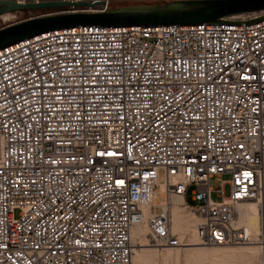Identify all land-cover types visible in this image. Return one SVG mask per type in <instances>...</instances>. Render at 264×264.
Segmentation results:
<instances>
[{
	"label": "built area",
	"instance_id": "built-area-1",
	"mask_svg": "<svg viewBox=\"0 0 264 264\" xmlns=\"http://www.w3.org/2000/svg\"><path fill=\"white\" fill-rule=\"evenodd\" d=\"M157 195L182 198L197 244L254 243L264 264V19L78 26L0 50V264H131L145 222L151 242L179 247L168 214L143 210Z\"/></svg>",
	"mask_w": 264,
	"mask_h": 264
},
{
	"label": "water",
	"instance_id": "water-1",
	"mask_svg": "<svg viewBox=\"0 0 264 264\" xmlns=\"http://www.w3.org/2000/svg\"><path fill=\"white\" fill-rule=\"evenodd\" d=\"M97 3L85 1L36 2L19 4L0 0V20L27 12L28 17L0 27V50L24 39L55 30L78 26L167 27L233 24L250 25L264 19V0H174L162 4H136L109 8L103 12H84ZM66 8H70L69 10ZM43 11L36 16L34 12ZM260 15L250 18L240 16Z\"/></svg>",
	"mask_w": 264,
	"mask_h": 264
},
{
	"label": "bare ground",
	"instance_id": "bare-ground-1",
	"mask_svg": "<svg viewBox=\"0 0 264 264\" xmlns=\"http://www.w3.org/2000/svg\"><path fill=\"white\" fill-rule=\"evenodd\" d=\"M162 198L168 199L167 196L161 195ZM182 198L178 195L172 196L168 199V202L162 203L159 213H167L169 210V221H170V233L175 234L178 237H184L183 243L180 246L185 247L183 250L185 255L191 256L193 263L192 264H216V261L220 260L219 257H215L214 253H223L224 247H219L220 251H209V249L197 248L198 244L195 243L196 239H191L190 237L194 236L193 233V223L195 221V217L190 214V217H183L180 213L182 206ZM168 203L171 204V207L168 208ZM157 206L155 205V201H153L151 206H143V210L150 214L149 218L153 214L152 210L155 209ZM168 214V213H167ZM240 221L245 223L248 227V230L251 235V240L254 242L258 235V214L257 209L253 205H249L246 210L240 209L239 212ZM144 224V223H143ZM143 224L134 225L130 230L131 235V243H132V255H131V264H144L145 256L147 250L145 249L148 245L144 242V234L146 229H143ZM144 227H147L144 226ZM183 235V236H182ZM256 246L254 243L248 245L247 249L242 251L246 253L247 251H251ZM257 249V248H256ZM176 255H167V258Z\"/></svg>",
	"mask_w": 264,
	"mask_h": 264
},
{
	"label": "rangeland",
	"instance_id": "rangeland-1",
	"mask_svg": "<svg viewBox=\"0 0 264 264\" xmlns=\"http://www.w3.org/2000/svg\"><path fill=\"white\" fill-rule=\"evenodd\" d=\"M38 2H50L54 0H37ZM129 5H136V4H124L122 6H129ZM121 7V6H119ZM117 8V7H116ZM45 13L43 11H37L34 12L33 15L42 14ZM27 12H22L21 14L12 15L5 21L0 20V27L4 25H8L11 22L19 21L26 19L28 17ZM247 16H240L238 19L244 18ZM229 177L227 175H223L220 178L214 177L210 180L209 185L212 189H216L222 180H228ZM224 193H228V185L224 186ZM172 196H169L168 199H170ZM168 199L162 198L160 195H157V198L155 200V205L157 206L155 209L152 210V213H158L160 211V208L162 207V203H167ZM212 199L214 201H218L215 194L212 195ZM186 203L190 206H193L195 203L191 200V188L187 190L186 195ZM171 207V204L168 203V208ZM169 216V210L167 211ZM180 213L183 217H190V212L188 209L182 208L180 210ZM15 215H17V212H15ZM150 215V214H148ZM146 226V222L142 225L143 229H146V232L144 234V242L148 245L145 249L147 250L144 264H192L193 260L191 256L185 255L182 246L179 247H172V248H165V247H159L153 242H151L148 239V229ZM174 237H176L179 241V243L185 242L183 239L184 237H178L175 234H172ZM183 236V235H182ZM191 239H194V237H190ZM197 244V242L195 241ZM248 245H238V246H227L223 248V253H214L213 255L215 257H219L220 260L216 261V264H259L258 260V253L257 249L254 248L251 251H247L246 253H243L245 249H247ZM197 248H203V249H209V251H220L219 247H208V246H201L198 244ZM176 255L171 256L170 258H167V255Z\"/></svg>",
	"mask_w": 264,
	"mask_h": 264
}]
</instances>
